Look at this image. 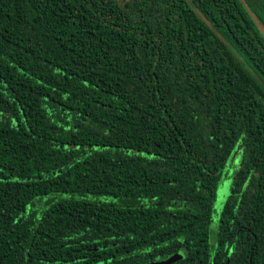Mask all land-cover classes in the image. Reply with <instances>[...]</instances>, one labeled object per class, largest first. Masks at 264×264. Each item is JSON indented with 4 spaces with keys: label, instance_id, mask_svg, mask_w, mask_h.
Instances as JSON below:
<instances>
[{
    "label": "trees",
    "instance_id": "obj_1",
    "mask_svg": "<svg viewBox=\"0 0 264 264\" xmlns=\"http://www.w3.org/2000/svg\"><path fill=\"white\" fill-rule=\"evenodd\" d=\"M159 262L264 264V0H0V264Z\"/></svg>",
    "mask_w": 264,
    "mask_h": 264
},
{
    "label": "rangeland",
    "instance_id": "obj_2",
    "mask_svg": "<svg viewBox=\"0 0 264 264\" xmlns=\"http://www.w3.org/2000/svg\"><path fill=\"white\" fill-rule=\"evenodd\" d=\"M231 179L228 177L225 180H223L220 185L218 186L216 193H215V199L213 203V208H212V215H211V221H210V237L212 238L217 225L219 221V216L221 213V210L223 208L225 199L228 195L229 192V185H230ZM184 252H179L177 254H173L168 258V262L176 260L180 258L183 255ZM154 264H162V263H154ZM164 264H167V262H164Z\"/></svg>",
    "mask_w": 264,
    "mask_h": 264
},
{
    "label": "water",
    "instance_id": "obj_3",
    "mask_svg": "<svg viewBox=\"0 0 264 264\" xmlns=\"http://www.w3.org/2000/svg\"><path fill=\"white\" fill-rule=\"evenodd\" d=\"M254 21L256 22V20L254 19Z\"/></svg>",
    "mask_w": 264,
    "mask_h": 264
}]
</instances>
